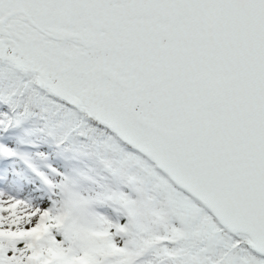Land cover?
Wrapping results in <instances>:
<instances>
[{"label":"snow or ice","instance_id":"snow-or-ice-1","mask_svg":"<svg viewBox=\"0 0 264 264\" xmlns=\"http://www.w3.org/2000/svg\"><path fill=\"white\" fill-rule=\"evenodd\" d=\"M0 264H264V0H0Z\"/></svg>","mask_w":264,"mask_h":264}]
</instances>
